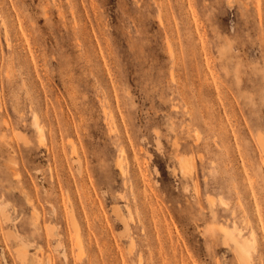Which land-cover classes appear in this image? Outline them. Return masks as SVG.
I'll return each mask as SVG.
<instances>
[{"label": "rangeland", "instance_id": "rangeland-1", "mask_svg": "<svg viewBox=\"0 0 264 264\" xmlns=\"http://www.w3.org/2000/svg\"><path fill=\"white\" fill-rule=\"evenodd\" d=\"M262 146L264 0H0V264H264Z\"/></svg>", "mask_w": 264, "mask_h": 264}, {"label": "bare ground", "instance_id": "bare-ground-1", "mask_svg": "<svg viewBox=\"0 0 264 264\" xmlns=\"http://www.w3.org/2000/svg\"><path fill=\"white\" fill-rule=\"evenodd\" d=\"M33 126H34V129H35V133L37 134V137H38V141L39 142H43V140L45 139L46 140V138H44V136H43V134H42V132H43V130H42V126H40L39 124H38V122H37V120H36V118H34V120H33ZM22 135V134H21ZM36 137V138H37ZM261 138H262V140H263V137H261L260 135H259V137H258V139L260 140V141H262L261 140ZM26 139V138H25ZM29 140V139H28ZM44 140V141H45ZM37 141V142H38ZM46 142V141H45ZM29 143V142H28ZM44 143V142H43ZM42 143V144H43ZM70 143L72 144V141H70ZM24 144V143H23ZM30 144V143H29ZM45 144V143H44ZM43 144V145H44ZM47 144V143H46ZM19 147V146H18ZM44 147V146H43ZM45 147H46V145H45ZM63 148V147H62ZM81 149V148H80ZM262 149H263V152H264V146H262ZM261 149V150H262ZM19 150V149H18ZM18 150H16L17 152H18ZM80 151H83V150H80ZM71 152L73 153V154H77V151H76V147H75V144L74 145H72V148H71ZM72 153H70V155L72 154ZM79 153V152H78ZM84 153V152H83ZM78 156H79V154H77ZM18 156V155H17ZM19 157V156H18ZM20 158V157H19ZM72 158V157H71ZM78 158V160H79V157H77ZM76 158V159H77ZM21 159V158H20ZM122 158H120L119 160L122 162V160H121ZM190 159V158H189ZM83 160V159H82ZM118 160V161H119ZM84 161V160H83ZM119 161V162H120ZM18 162V161H17ZM119 162H117L118 163V165H117V167H119L120 165L119 164H121V162L119 163ZM20 163V162H19ZM79 162H77V164H78ZM81 163H82V161H81ZM80 163V164H81ZM84 163H85V161H84ZM121 165H123V162H122V164ZM177 165H178V171L184 176V175H190V174H192L193 172L191 171V164H190V161L188 160V158H185V157H181V158H179L178 160H177ZM193 165V164H192ZM18 166V165H17ZM124 166V165H123ZM85 167H86V165H85ZM126 167V166H125ZM18 168H19V166H18ZM77 169L76 170H78L79 168H78V165H77V167H76ZM22 169V168H21ZM81 169V168H80ZM80 169L78 170V172L80 171ZM120 169H121V172L122 173H125V171H124V168H122V167H120ZM193 169V168H192ZM88 170V169H87ZM15 171V170H14ZM19 173V170L18 171H16V173ZM21 172V171H20ZM85 172H87V171H85ZM89 172V171H88ZM87 172V173H88ZM81 174V172L79 173V175ZM89 174V173H88ZM72 175H73V173H72ZM82 176V175H81ZM88 176V175H87ZM89 176H90V174H89ZM51 177H52V175H51ZM78 177V176H77ZM76 179V178H75ZM79 179H82V178H78L77 179V181L79 180ZM88 180V179H87ZM86 180V181H87ZM57 181H58V179H57ZM60 181V180H59ZM58 181V182H59ZM75 181V180H74ZM90 181H91V179H90ZM89 181V182H90ZM76 182V181H75ZM67 183H68V181H67ZM77 183V182H76ZM75 183V186L76 185H78V184H76ZM78 183H80L79 181H78ZM73 184V183H72ZM81 184H82V181H81ZM86 185V184H85ZM82 186V185H81ZM59 187H60V185H59ZM70 187V186H69ZM82 189H83V187H82ZM69 190V189H68ZM74 190V189H73ZM75 190L76 191H78V186L75 188ZM36 192V191H35ZM73 194V193H72ZM71 194V195H72ZM76 194V193H75ZM78 194V196H79V193H77ZM68 197V196H67ZM70 197V196H69ZM80 197V196H79ZM27 198V197H26ZM31 198V197H30ZM30 198H27V199H30ZM71 199H73L72 197H70ZM26 199V200H27ZM69 199V198H68ZM80 199V198H79ZM76 200V199H75ZM84 200V199H83ZM30 201V200H29ZM74 201V200H73ZM81 201H82V199H81ZM80 201V202H81ZM68 202H70V201H68ZM29 204H31V201L29 202ZM32 204L35 206V204L32 202ZM71 204V203H70ZM80 205V204H79ZM79 205H77V206H79ZM85 204H83V206H84ZM127 205V204H126ZM72 206V205H71ZM76 206V205H75ZM64 207V206H63ZM52 208H53V206H52ZM77 208V207H76ZM112 208V207H111ZM116 207H114V209H115ZM118 208V207H117ZM116 208V209H117ZM120 208V207H119ZM127 208H128V206H127ZM86 208H83L82 207V213H83V215H84V219H85V226L87 227V236L89 235V228H90V219H91V217H90V215L88 214V212L85 210ZM130 209V208H129ZM53 211L55 210V209H52ZM51 210V211H52ZM57 210V209H56ZM65 210H66V208H65ZM64 210V211H65ZM77 210V209H76ZM119 210V209H118ZM35 211V210H34ZM38 211V210H37ZM79 211V210H78ZM117 211V210H116ZM129 211V210H128ZM56 212V211H55ZM73 212H75V211H73V208L72 207H68V209L65 211V213H64V215H65V218H66V220H65V218H64V220L67 222V224H68V227H69V229H70V232L71 233H73V236L71 237L72 238V240H73V245L72 246H74V247H76L77 248V250H78V253L76 254L77 256H79V255H81L82 253H84V251H85V249H87V245L85 246V244H84V240L81 238V234H80V232H79V224H78V217L75 215V213H73ZM118 212V211H117ZM120 212H121V214H123L122 213V211L120 210ZM130 212H131V209H130ZM129 212V213H130ZM42 213V212H41ZM44 213V212H43ZM42 213V214H43ZM57 213V212H56ZM56 213H55V215H56ZM127 213V212H126ZM128 213V214H129ZM127 214V215H128ZM41 215V214H40ZM53 215H54V213H53ZM63 215V216H64ZM115 215H119V214H115ZM42 216H45V215H42ZM123 216H125L124 214H123ZM41 217V216H40ZM55 217V216H54ZM120 217V215L117 217V219ZM121 217H122V215H121ZM120 217V221H122L121 223H123L124 224V229L127 227V225H128V223L126 224V221L123 219V217L121 218ZM127 217H125V219H126ZM5 219V218H4ZM44 219H46V217H44L43 218V221H44ZM116 219V218H115ZM116 219V220H117ZM41 220H42V218H41ZM115 220V221H116ZM45 223L47 222L46 220L44 221ZM118 222V221H117ZM116 222V223H117ZM128 222V221H127ZM16 223V222H15ZM31 223L33 224V226L37 229L38 228V226H39V213L38 212H35V213H32L31 214ZM119 223V222H118ZM46 224H48V222L46 223ZM46 224H45V231L47 230V233H46V235H44L45 237L46 236H48V237H50L51 235H53L52 233H53V231L52 230H50V229H47L46 228ZM128 227H129V225H128ZM223 227V226H222ZM90 229H92V228H90ZM127 229V228H126ZM221 229V228H220ZM93 230V229H92ZM91 230V231H92ZM10 231V230H9ZM51 231H52V233H51ZM42 232H43V230H42ZM44 233V232H43ZM91 233H93V232H91ZM90 233V234H91ZM129 233V232H128ZM222 233H224V235H223V237L225 236V239H227V240H229V241H231L232 243H233V248H234V250H235V253H236V255H237V257H238V260L239 261H241V262H245V264H249V260H250V249L251 248H253V242H250L247 238H244V237H239V236H236V235H234L233 234V232L230 230V229H227L226 227L225 228H222ZM13 234H15V233H13ZM19 234V233H18ZM16 235L17 234H15V237H16ZM50 235V236H49ZM72 235V234H71ZM93 235V234H92ZM91 235V236H92ZM240 235V234H239ZM19 236V235H18ZM14 237V238H15ZM20 237H22V235L20 236ZM55 237V236H54ZM93 237V236H92ZM95 237V236H94ZM94 237H93V239H94ZM125 237V236H124ZM17 238V237H16ZM23 238V237H22ZM22 238H19V241H16V242H18V244L20 243V245L18 246V244H17V246H18V248L15 250V252H16V256H17V258H18V260L21 262V263H24V262H26L27 261V259H28V251H26V249H25V247H26V242L22 239ZM51 238H53V236L51 237ZM126 238V237H125ZM87 239V238H86ZM88 239H89V237H88ZM87 239V240H88ZM93 239H92V241H93ZM128 239V238H127ZM16 240H18V239H16ZM89 240H91V239H89ZM95 240V239H94ZM97 241V245H99L101 242H99L98 240H96ZM87 242V241H86ZM130 242H132V241H130ZM59 243V242H58ZM94 243V242H93ZM88 245H91V244H89L88 243ZM93 245V244H92ZM97 245H94V246H96V248L98 247ZM101 245V244H100ZM100 245H99V247H100ZM130 245H132V243H130ZM27 246H29V245H27ZM59 247V246H58ZM89 247V246H88ZM92 247V246H91ZM135 247V246H134ZM92 248H94V247H92ZM133 248V247H132ZM55 249V248H54ZM59 249V248H58ZM98 249H100V248H98ZM134 249V248H133ZM56 250V249H55ZM71 250V249H70ZM88 250V249H87ZM91 250V249H90ZM94 250V249H93ZM130 250V249H129ZM74 251V250H73ZM64 252V251H63ZM71 252H72V250H71ZM66 255V254H65ZM140 255V254H139ZM141 256V255H140ZM65 257V256H64ZM38 258V257H37ZM90 258V257H89ZM91 259V258H90ZM40 261H41V259H36V262H37V264H40ZM139 261H140V258H139ZM47 263L48 264H50L51 262H50V257H48L47 258ZM90 264V263H89ZM139 264V263H138ZM142 264V263H141Z\"/></svg>", "mask_w": 264, "mask_h": 264}]
</instances>
